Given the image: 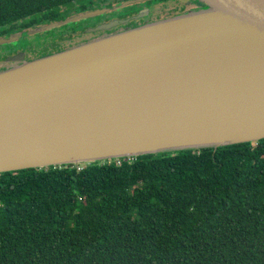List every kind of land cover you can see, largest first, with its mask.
I'll use <instances>...</instances> for the list:
<instances>
[{
  "label": "water",
  "instance_id": "water-1",
  "mask_svg": "<svg viewBox=\"0 0 264 264\" xmlns=\"http://www.w3.org/2000/svg\"><path fill=\"white\" fill-rule=\"evenodd\" d=\"M197 1L0 70V173L264 138V0Z\"/></svg>",
  "mask_w": 264,
  "mask_h": 264
},
{
  "label": "trees",
  "instance_id": "trees-1",
  "mask_svg": "<svg viewBox=\"0 0 264 264\" xmlns=\"http://www.w3.org/2000/svg\"><path fill=\"white\" fill-rule=\"evenodd\" d=\"M78 1L0 0V35ZM81 165L0 173V264H264V138Z\"/></svg>",
  "mask_w": 264,
  "mask_h": 264
},
{
  "label": "flooded vegetation",
  "instance_id": "flooded-vegetation-1",
  "mask_svg": "<svg viewBox=\"0 0 264 264\" xmlns=\"http://www.w3.org/2000/svg\"><path fill=\"white\" fill-rule=\"evenodd\" d=\"M154 1L165 2L167 0H154ZM118 2H121V1H118ZM148 2H150V4H148ZM152 2L153 0H145L144 2L136 3L135 5L136 6L138 5L136 9L124 11V15L127 14V17H124V18L120 17V15H117V14L115 15L110 11L111 7L109 6H113L111 2H107V3H104V5H102L100 0H79L76 4L79 9L70 11V13L68 15L66 14L65 16H62V14L64 15L63 11L65 10V8H63L61 11H59V13L58 11L54 12L50 16V18L46 17L45 14L36 15L34 19L27 18V20L21 22L18 26H16L15 29L5 34H1L0 37L9 36L11 34H18L17 39L14 41L19 40L20 42H23V41H26V39H28L29 37H34L35 34L41 33L43 31L45 32V31L55 29V27H52L46 30H38L40 27H42L45 24L59 22L63 19H66L71 14L74 15L75 12H76L75 14H77V13H82L87 10H93V9H102V8L110 9L109 11L106 10V12H104V17L101 19L96 20L95 17L93 18V15H92V16H89L87 20H84L81 23L82 25L80 24L76 28L67 27L63 29V31H58L55 33L48 34L46 36V39H49L50 41L45 42L47 43V45L44 47H41V46H38V48L28 47L26 49L23 47L19 48L16 46H12V47H9L8 49H5L4 51H1L3 53H0V60H1L0 70L5 69V68H10L18 64H22L25 61H29L30 59L33 60V59H37L42 56H46V55H49L55 52H60L62 50L71 48L72 46H76L81 43L89 42V41H92V40H95V39H98V38H101V37H104V36H107L113 33L124 31L126 29L133 28L139 25H144V24L150 23V21H158V20L166 19L168 17L175 16L180 13H185L187 11L193 10L194 8L203 5L201 2L197 0H180L182 4V9L180 11L172 12L171 14H168L165 16L153 18L152 16L154 14V6ZM97 5H99V7H97ZM82 19L84 18H81L79 20H82ZM31 20H34V21L31 22ZM28 23H31V25ZM108 24H112V26L110 27L106 26ZM65 25L66 24H63V26ZM101 25H105V28L103 29L96 28ZM84 34L86 35V37H82V39H75L77 36L84 35ZM51 37L52 39H50ZM74 39L77 41H75ZM40 40L44 41V38H41ZM62 40L64 41L67 40V41L65 42L63 41V43H61ZM6 44H11V42L0 44V47L5 46ZM34 51L36 52V54L31 55L30 53ZM22 54L24 55L23 56L24 60L22 61L10 60V58L15 57V56L18 57L19 55L21 56Z\"/></svg>",
  "mask_w": 264,
  "mask_h": 264
},
{
  "label": "rangeland",
  "instance_id": "rangeland-1",
  "mask_svg": "<svg viewBox=\"0 0 264 264\" xmlns=\"http://www.w3.org/2000/svg\"><path fill=\"white\" fill-rule=\"evenodd\" d=\"M118 1H121V2H118ZM124 1L127 2V4H124ZM144 1L145 0H100L102 5H104V3L111 2L113 6H109V7H111L110 11L113 14H115V15L116 14L120 15V17H122V18L127 17V14L124 15V11H129L131 9H136L138 5L136 6L135 4L139 3V2H144ZM148 4H150V2H148ZM152 4L154 6V14L152 16L153 18L154 17L165 16V15L171 14L172 12L180 11L182 9V4H181L180 0H167L165 2H159V1H154L153 0ZM140 5H142V4H140ZM97 7H99V5H97ZM125 13H127V12H125ZM71 15H73V14H71ZM94 17H95L96 20L101 19V18L104 17V13H100L98 15H93V18ZM87 19H88V17L84 18L82 20L78 19L76 21L69 22L65 26H63V24L55 26V29L49 30V31H45V32L43 31L41 33L35 34L34 37H29L28 39H26V41H23V42H20L19 40L13 41V42H11V44H6L5 46H1L0 47V53H3L1 51H4L5 49H8L9 47H12V46H16V47H19V48L23 47V48H26V49L28 47H34V48H38V46L44 47V46L47 45V43H45V42L50 41L49 39H46V36L48 34L55 33V32H58V31H63V29H65L67 27L68 28H76L84 20H87ZM152 22H155V21H150V23H152ZM82 37H86V35L84 34V35L77 36L75 39H82ZM41 38H44V41H41L40 40ZM50 39H52V37ZM63 41L64 40H62L61 43H63ZM65 41H67V40H65ZM75 41H77V40H75ZM30 54L34 55V54H36V52L34 51V52L30 53ZM101 161H106V160H101Z\"/></svg>",
  "mask_w": 264,
  "mask_h": 264
},
{
  "label": "built area",
  "instance_id": "built-area-1",
  "mask_svg": "<svg viewBox=\"0 0 264 264\" xmlns=\"http://www.w3.org/2000/svg\"><path fill=\"white\" fill-rule=\"evenodd\" d=\"M123 158V157H120V158H116L118 159V161L120 162V159ZM127 158L130 160V161H133L134 159H136V156L135 155H131V156H127ZM111 161V159H106V161ZM75 165H78V169H81L82 168V165L80 166V164H75Z\"/></svg>",
  "mask_w": 264,
  "mask_h": 264
},
{
  "label": "bare ground",
  "instance_id": "bare-ground-1",
  "mask_svg": "<svg viewBox=\"0 0 264 264\" xmlns=\"http://www.w3.org/2000/svg\"><path fill=\"white\" fill-rule=\"evenodd\" d=\"M31 60V59H30Z\"/></svg>",
  "mask_w": 264,
  "mask_h": 264
}]
</instances>
